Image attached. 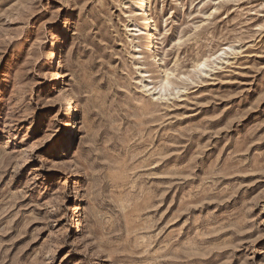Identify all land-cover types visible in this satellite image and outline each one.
I'll return each instance as SVG.
<instances>
[{
	"label": "rangeland",
	"instance_id": "rangeland-1",
	"mask_svg": "<svg viewBox=\"0 0 264 264\" xmlns=\"http://www.w3.org/2000/svg\"><path fill=\"white\" fill-rule=\"evenodd\" d=\"M146 2L0 0V264H264V0Z\"/></svg>",
	"mask_w": 264,
	"mask_h": 264
},
{
	"label": "snow or ice",
	"instance_id": "snow-or-ice-1",
	"mask_svg": "<svg viewBox=\"0 0 264 264\" xmlns=\"http://www.w3.org/2000/svg\"><path fill=\"white\" fill-rule=\"evenodd\" d=\"M217 3L221 2V0H216ZM225 2H231V0H225ZM213 59H215V57H213ZM206 64L205 62L200 63L197 66H194L191 68V72L192 73H200L202 69H204ZM166 67V66H165ZM162 75L166 76L167 78L163 79V83H162V89L164 91H168L171 89L172 85L170 83V80L173 79L175 77V73L169 71L167 73H162ZM180 80H188L187 76H180L179 77ZM189 83H192L191 80H188ZM165 99H167V96H165Z\"/></svg>",
	"mask_w": 264,
	"mask_h": 264
},
{
	"label": "bare ground",
	"instance_id": "bare-ground-1",
	"mask_svg": "<svg viewBox=\"0 0 264 264\" xmlns=\"http://www.w3.org/2000/svg\"><path fill=\"white\" fill-rule=\"evenodd\" d=\"M142 1H144V6H142V14H145L146 15V17H144V19H146V21H147V23H149V22H152V20H151V17L149 16V12H148V9H147V7H145L146 5H148V4H146L147 2H146V0H142ZM140 2H141V0H140ZM146 2V3H145ZM140 4V3H139ZM143 7H145L144 9H143ZM148 37H149V41H152V39L153 38H156V36H155V33L154 32H152L151 31V33H149L148 34ZM58 54V53H57ZM61 54V51L59 52V54L55 57V59L57 60L58 58L60 59V57H59V55ZM63 54H64V50H62V55H60V56H63ZM57 62V61H56ZM69 103V102H68ZM68 105H70L69 107H70V109L69 110H72L73 109V111H72V114L74 115V113H75V107H74V105L71 103V100H70V103L68 104ZM67 110V109H66ZM76 114V113H75ZM79 120V119H78ZM76 118L75 119H73V121L69 124V130H68V132H67V135L68 134H71L73 131H74V129H75V127L78 125V127L80 126L79 125V121H78ZM66 135V136H67Z\"/></svg>",
	"mask_w": 264,
	"mask_h": 264
}]
</instances>
